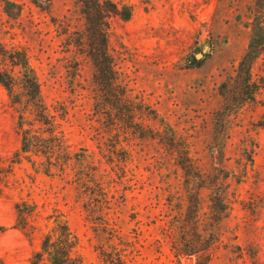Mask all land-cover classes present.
<instances>
[{"label": "rangeland", "instance_id": "rangeland-1", "mask_svg": "<svg viewBox=\"0 0 264 264\" xmlns=\"http://www.w3.org/2000/svg\"><path fill=\"white\" fill-rule=\"evenodd\" d=\"M10 1L18 7L0 0V42L26 49L46 107L71 152L90 155L96 171L87 185L77 183L80 166L72 164L77 156L63 173L52 168L47 175L39 165L43 157L21 153V113L24 129L32 124L44 132L45 125L33 120L24 97L15 103L0 84V157L13 161L0 193V264H29L55 218L68 223L87 262H99L95 247L105 242L99 228L106 218L137 263L195 264L194 255L176 256L166 236L178 212L169 199L182 190L174 159L157 139L110 136L102 128L103 117L94 112L100 85L92 65L74 54V46L67 51L54 21L65 15L82 29L75 0H53L50 12L31 0ZM113 1L131 10L128 20L109 19L107 44L118 78L136 101L189 135L193 153L207 168L223 165L229 171L228 211L210 264H264V51L251 67L253 100L228 82L253 26L264 27V0ZM38 2L47 5V0ZM99 127L103 136L96 134ZM219 136H227L224 158ZM201 194L207 206L208 190ZM17 202L34 208L31 233L16 226Z\"/></svg>", "mask_w": 264, "mask_h": 264}, {"label": "trees", "instance_id": "trees-1", "mask_svg": "<svg viewBox=\"0 0 264 264\" xmlns=\"http://www.w3.org/2000/svg\"><path fill=\"white\" fill-rule=\"evenodd\" d=\"M31 1L47 12L51 11L53 0H47L45 7L38 0ZM74 4L83 18L82 29H75L72 20L65 15L54 21L64 35L67 51L74 46V54L88 59L92 65L93 78H97L100 85V93L93 98V109L95 114L103 117L104 132L110 136L130 134L140 139H157L168 151L170 158L174 159V165L181 170L182 190L176 196L173 195L174 201L169 199V203L178 212L172 214L166 236L176 256L194 255L195 264H210L212 248L219 236V225L228 211L226 179L229 171L223 165L207 168L200 157L193 153L189 135L179 132L151 110L143 100L136 101V97H132L130 90L118 78L107 44L109 19L118 16L122 20H128L131 17L130 8H119L118 3L113 0H75ZM6 5L18 7L10 0H6ZM6 12L10 15L8 10ZM259 30H262V34H259ZM263 30L261 25L253 26L250 41L238 62L236 74L230 76L228 81L240 85L245 98L250 100L254 99L255 93L251 67L253 60L264 51ZM78 65L79 62H76V67ZM0 84L15 103L20 104L24 97L25 102L31 106L33 120L45 125L44 132L32 124L30 128L24 129L21 113L20 152L43 157L44 161L39 162V165L47 175L52 174V168L63 173L71 165L70 161L75 155L77 158L72 164L80 166L76 170L77 183L87 185L95 179L96 168L91 166L90 155L71 152L60 129V123L47 109L37 73L29 62L25 48L0 42ZM151 120L158 121L157 129L149 123ZM100 129L101 127L96 129V134L103 136V130ZM220 140L221 148L218 151L220 157L224 158L227 136H219L217 141ZM114 141L121 143L119 138ZM119 146L122 151L131 154L123 144ZM12 163L13 161L5 163L0 157V193L8 183ZM202 189L208 190L207 206L204 205ZM14 208L16 226L31 233L34 226L29 218L34 213L33 206L26 202H17ZM99 230L104 235L105 242L95 247L99 261L97 264H140L127 250L128 244L123 242L114 222L110 224L108 219L103 218ZM78 243V237L68 223L55 218L54 224L42 234L39 248L32 252L29 264H94L84 259L78 251Z\"/></svg>", "mask_w": 264, "mask_h": 264}, {"label": "water", "instance_id": "water-1", "mask_svg": "<svg viewBox=\"0 0 264 264\" xmlns=\"http://www.w3.org/2000/svg\"><path fill=\"white\" fill-rule=\"evenodd\" d=\"M200 55V54H199Z\"/></svg>", "mask_w": 264, "mask_h": 264}]
</instances>
